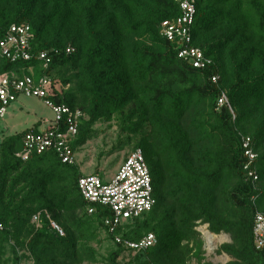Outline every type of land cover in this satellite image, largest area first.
<instances>
[{
	"label": "trees",
	"instance_id": "1",
	"mask_svg": "<svg viewBox=\"0 0 264 264\" xmlns=\"http://www.w3.org/2000/svg\"><path fill=\"white\" fill-rule=\"evenodd\" d=\"M196 7L192 46L211 60L205 69L181 59L184 45L162 35L163 23L181 16L175 0H0V47L14 25L33 33L31 61L14 63L0 50V78L52 79L54 104L86 117L75 154L98 138V125L117 121V150L143 151L157 201L111 234L110 209L89 213L77 162L65 164L53 150L17 157L41 124L6 136L0 264H9V253L14 264H98L95 245L104 241L112 245L106 264H207L202 225L232 238L217 251L228 264H264L253 236L257 209L264 214V0H197ZM223 95L235 118L220 107ZM246 138L258 156L257 183L246 170ZM150 234L157 243L145 251L125 245Z\"/></svg>",
	"mask_w": 264,
	"mask_h": 264
},
{
	"label": "built area",
	"instance_id": "2",
	"mask_svg": "<svg viewBox=\"0 0 264 264\" xmlns=\"http://www.w3.org/2000/svg\"><path fill=\"white\" fill-rule=\"evenodd\" d=\"M196 1L175 0L180 5L181 16L176 20L165 22L162 35L169 41L179 40L184 45L179 55L181 59L189 62L196 69H205L211 64V60L205 56L201 49L192 46V31L197 14ZM32 42L33 33L29 25H14L1 44V55L14 63L29 62L32 60ZM40 59L46 60V68L51 63L47 54H42ZM217 81L218 78H215L214 82L217 83ZM52 86V79L47 76L41 77L39 80H35L31 76L19 79L15 75L0 78V102L2 104L0 118H3L7 110L19 100V96L42 100L54 111L56 120L47 130L27 134L23 143V151L18 153L17 157L27 161L34 154L41 155L53 150L63 163L73 165L77 160L72 143L78 136L80 126L86 117L80 110L55 105L50 99ZM219 105L221 108L227 106L235 118L226 95L222 96ZM243 142L245 156L250 161L246 166V170L249 172L248 176L253 183H257L259 175L252 170V166L258 156L252 148L251 139L246 138ZM80 189L85 201L92 206L89 210L90 215L96 212L97 206L111 210L113 217L106 219L105 224L110 233L114 235L118 228L150 213L157 204L151 173L142 150L132 151L128 155L111 182H105L99 176H88L80 180ZM253 200L255 201V198ZM254 206L256 207L255 202ZM39 219L40 215L36 216L34 221L38 222ZM51 227L60 237H65L64 231L56 223H51ZM0 230H3L2 226H0ZM253 236L257 248L264 249V214L258 209ZM116 240L119 244L124 243L120 236H117ZM156 243V236L150 234L140 243L125 242V245L129 249L140 252L155 246Z\"/></svg>",
	"mask_w": 264,
	"mask_h": 264
},
{
	"label": "rangeland",
	"instance_id": "3",
	"mask_svg": "<svg viewBox=\"0 0 264 264\" xmlns=\"http://www.w3.org/2000/svg\"><path fill=\"white\" fill-rule=\"evenodd\" d=\"M32 72V71H29ZM31 74V73H29ZM35 75V72L32 73ZM56 116L54 111L49 108L42 100L38 98H27L19 96V100L14 103L3 118H0V144L1 140L9 135L16 134L41 124L42 130H47L55 122ZM97 130L100 135L97 139L90 141L85 147L81 148L76 154L77 164L80 166L84 176H93L100 174L105 182H111L117 175L119 168L124 164L128 155L132 151L127 148L120 152L119 147V126L118 122L102 123L98 125ZM125 140V139H123ZM205 241L206 258L204 263L207 264H228L232 261L228 256H219L218 249L232 243L229 235H219L214 243L210 242L207 237L209 232L208 225H202L198 228ZM111 244L104 241L102 245H95L99 253L100 262L98 264H106L105 259L109 255ZM14 256L8 254L4 258V262L14 264ZM105 257V259H104ZM195 262L194 264H197Z\"/></svg>",
	"mask_w": 264,
	"mask_h": 264
},
{
	"label": "bare ground",
	"instance_id": "4",
	"mask_svg": "<svg viewBox=\"0 0 264 264\" xmlns=\"http://www.w3.org/2000/svg\"><path fill=\"white\" fill-rule=\"evenodd\" d=\"M207 237L209 239V243L212 241H213L212 243H214L216 242L215 240L218 239L216 236L212 235L210 232L207 233Z\"/></svg>",
	"mask_w": 264,
	"mask_h": 264
},
{
	"label": "clouds",
	"instance_id": "5",
	"mask_svg": "<svg viewBox=\"0 0 264 264\" xmlns=\"http://www.w3.org/2000/svg\"><path fill=\"white\" fill-rule=\"evenodd\" d=\"M196 9H197V7H196ZM166 22H168V21H166ZM164 23H165V22H164ZM164 23H163V24H164ZM162 31H163V25H162ZM130 153H131V152H130Z\"/></svg>",
	"mask_w": 264,
	"mask_h": 264
},
{
	"label": "crops",
	"instance_id": "6",
	"mask_svg": "<svg viewBox=\"0 0 264 264\" xmlns=\"http://www.w3.org/2000/svg\"><path fill=\"white\" fill-rule=\"evenodd\" d=\"M40 131H44V130H42V128H40Z\"/></svg>",
	"mask_w": 264,
	"mask_h": 264
}]
</instances>
